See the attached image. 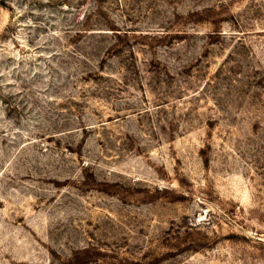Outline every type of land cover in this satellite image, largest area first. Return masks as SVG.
<instances>
[{
  "label": "rangeland",
  "instance_id": "rangeland-1",
  "mask_svg": "<svg viewBox=\"0 0 264 264\" xmlns=\"http://www.w3.org/2000/svg\"><path fill=\"white\" fill-rule=\"evenodd\" d=\"M0 264H264V0H0Z\"/></svg>",
  "mask_w": 264,
  "mask_h": 264
}]
</instances>
